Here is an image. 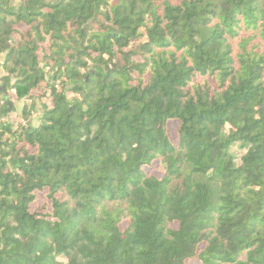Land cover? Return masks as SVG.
<instances>
[{"label": "trees", "instance_id": "obj_1", "mask_svg": "<svg viewBox=\"0 0 264 264\" xmlns=\"http://www.w3.org/2000/svg\"><path fill=\"white\" fill-rule=\"evenodd\" d=\"M0 264H264V0H0Z\"/></svg>", "mask_w": 264, "mask_h": 264}, {"label": "rangeland", "instance_id": "obj_2", "mask_svg": "<svg viewBox=\"0 0 264 264\" xmlns=\"http://www.w3.org/2000/svg\"><path fill=\"white\" fill-rule=\"evenodd\" d=\"M16 102V101H15ZM16 104H19V106L21 107V103H17L16 102ZM18 106V105H17ZM39 108H40V106H39ZM36 118H38V117H36ZM39 201H38V203H37V205H33V209L34 210H40L41 208H42V206L44 205L43 204V202H44V197H40L39 199H38Z\"/></svg>", "mask_w": 264, "mask_h": 264}]
</instances>
